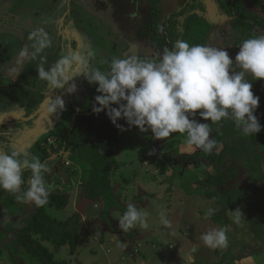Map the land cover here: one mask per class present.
Instances as JSON below:
<instances>
[{
    "label": "rangeland",
    "instance_id": "374dc122",
    "mask_svg": "<svg viewBox=\"0 0 264 264\" xmlns=\"http://www.w3.org/2000/svg\"><path fill=\"white\" fill-rule=\"evenodd\" d=\"M186 1L160 0L156 4L155 0H19L17 4L20 6L16 8L18 12L38 16L37 20L45 21L42 15L48 12L53 18L50 26L54 32L37 37L38 42L44 39L47 47L37 52L38 42H32L20 52L17 62L6 68L9 70L5 78L0 79V151L17 152L21 159L25 154L39 157L42 162L46 159L48 168L56 162L45 174V181L51 191L66 193L69 199L65 209L47 207V210L62 220L79 213L82 225L75 252L69 245L57 248L50 241L43 242L62 264H264V250L258 248L251 231V216L256 214L257 206L239 202L225 209L220 199L198 192L215 174L214 168L203 161L196 163L193 158L199 149L188 145L179 133L154 139L151 132L143 134L136 126L120 131L115 149L119 165L111 170V181L123 208L109 211L108 222L107 212L101 211L103 202L85 197L83 184L89 176V166L77 156L64 158L60 151V136L69 129L73 112H90L96 103L97 85L78 74L70 81L77 86L74 93L65 91L67 85L50 90L47 82L37 74L38 67L48 68L73 50L96 53L89 61V71H106L114 58L136 56L158 60L164 48L146 39L142 32L148 25L151 8L157 6L165 19L182 8ZM205 2L207 13L198 11L197 14L209 18L214 25L206 45L224 48L234 59L239 50L232 51L235 43L227 40L234 36L232 18L222 13L214 0ZM249 7L247 10L254 12ZM76 70L84 69L77 65ZM49 95L61 96L65 109L49 114ZM101 119L102 112L93 115L89 123L97 124ZM124 126L127 128L126 122ZM260 149L264 150V140ZM153 150L154 154L149 155ZM167 155L172 156L173 162ZM55 168H59L58 174H54ZM64 168L76 171L69 178ZM212 189L217 186L213 185ZM18 201L34 207V204ZM129 203L147 213L148 228L137 225L129 233L120 230L118 221ZM14 205L11 198L0 197V214L17 224L21 210ZM210 208L214 209V214L208 216ZM237 208L243 213L239 223L234 220L233 210ZM161 210L169 226L162 224ZM222 210L229 223L227 226L225 218L214 219ZM221 228L226 229L227 247L206 246L202 234ZM13 235L0 222V264H33L24 256L19 261L10 256L6 244ZM260 244L264 246V238ZM256 250L259 252L254 253Z\"/></svg>",
    "mask_w": 264,
    "mask_h": 264
},
{
    "label": "clouds",
    "instance_id": "9594fccd",
    "mask_svg": "<svg viewBox=\"0 0 264 264\" xmlns=\"http://www.w3.org/2000/svg\"><path fill=\"white\" fill-rule=\"evenodd\" d=\"M45 47L47 43L41 39L36 51ZM238 48L233 59L224 48L190 45L181 39L171 49L165 48L158 60L136 56L114 58L106 71H89V61L96 55L93 50H73L48 68L38 67L37 74L50 90L67 85V93L77 90L76 84L70 83L73 76L83 74L90 84L97 85L99 94L94 97L97 103L92 105L93 112L99 114L106 110L111 123L121 131L136 126L141 133L150 131L154 139L179 133L188 145L209 154L217 142L211 138L210 123L200 122L197 116L216 124L230 119L244 136L256 135L262 130L254 114L260 98L253 93L247 77L250 75L251 81L264 79V35L247 38ZM77 65L84 70L77 71ZM48 101L49 114L65 109L59 95L55 98L49 95ZM120 119L126 122L127 128L117 123ZM152 154L154 150L149 153ZM25 170H29L31 176L28 188L21 192ZM48 171L47 164L39 157L25 154L21 159L17 152L0 151V190L16 195L18 200L35 206L45 205L51 192L45 181ZM233 212L235 222L239 223L242 211L237 208ZM212 214L214 209H208L207 215ZM159 215L162 224L169 226L162 210ZM146 216L134 203H129L118 227L124 232L137 225L146 229ZM201 239L210 248L228 245L224 228L210 230L202 234Z\"/></svg>",
    "mask_w": 264,
    "mask_h": 264
},
{
    "label": "trees",
    "instance_id": "16d2710c",
    "mask_svg": "<svg viewBox=\"0 0 264 264\" xmlns=\"http://www.w3.org/2000/svg\"><path fill=\"white\" fill-rule=\"evenodd\" d=\"M155 2L158 4L160 0ZM259 2L258 12L254 13L247 10L248 6L242 0H218L222 11L232 18L234 36L228 38L229 42L235 43L232 51L239 50L238 46L243 40L264 35V0ZM199 8L205 11L203 1L193 0L164 19L159 8L153 6L148 25L142 29L144 37L164 49H171L174 43L181 39L190 45L207 44L212 26L204 15L200 17L197 14L196 10ZM247 79L252 83L253 93L260 98L254 114L258 117L262 130L256 135L244 136L230 119L216 124L203 121L197 116L200 122L210 123L211 138L216 140L217 145L209 154L198 150L193 159L196 163H209L215 172L206 184L201 185L198 192H203L208 198L220 199L225 203V209L235 207L239 202L257 206L256 214L251 216V231L258 242V248L264 250V246L260 244L264 238V150L260 149V143L264 140V79L251 81L250 75ZM93 115V112H73L69 129L60 136L61 148L70 155H76L81 162L89 166L90 173L83 184L85 197L90 201L101 200V211L107 212L106 218L110 222L109 211L123 208L111 181V170L119 165L115 149L121 130L111 123L106 110L102 111V119L97 124L89 123ZM117 123L124 125L125 121L120 119ZM171 157L167 155L173 162ZM75 171L71 168L64 169L69 178ZM30 176L29 170L23 172L24 183L21 185V192L28 188ZM213 185H216L217 189L213 190ZM0 197L11 198L15 201L14 207L21 210L17 224L0 214V222L5 230L14 231L13 239L6 246L16 261H19V254L33 264H62L55 259L44 241H50L57 248L69 245L72 252L76 251L82 227L81 215L75 213L62 220L53 217L47 210V207L65 209L68 194L51 191L45 205H34L33 208L18 201L16 195L7 191L0 190ZM224 218L227 219L224 210L214 217L216 221ZM227 224L228 220L224 222L225 226ZM256 252L259 250L254 251Z\"/></svg>",
    "mask_w": 264,
    "mask_h": 264
},
{
    "label": "crops",
    "instance_id": "0c3cea01",
    "mask_svg": "<svg viewBox=\"0 0 264 264\" xmlns=\"http://www.w3.org/2000/svg\"><path fill=\"white\" fill-rule=\"evenodd\" d=\"M17 4H20L19 0H0V79L5 78L9 70L6 68L17 62L20 52L32 45V42H38L37 37L42 38L54 32L50 26L53 18L48 12L42 15L45 21L37 20L38 16L18 12L16 8L20 6Z\"/></svg>",
    "mask_w": 264,
    "mask_h": 264
},
{
    "label": "flooded vegetation",
    "instance_id": "af4514ba",
    "mask_svg": "<svg viewBox=\"0 0 264 264\" xmlns=\"http://www.w3.org/2000/svg\"><path fill=\"white\" fill-rule=\"evenodd\" d=\"M191 1H193V0H188V1H186L185 3H184V5L186 4V3H190ZM198 2H200V1H203V3H204V5H205V11H202L201 10V8H199V9H197L196 10V12H198V11H200V12H203V14L204 13H207V5H206V0H197ZM215 1V3H216V5L218 6V9L219 10H221L222 11V9L220 8V6H219V3H218V0H214ZM244 3H245V5H247L248 7H249V10H253L254 11V13L256 12H258L257 11V8L258 7H260V5L259 4H257L256 2V4H254V2H253V0H242ZM255 1V0H254ZM259 1V0H258ZM249 3L251 4V5H249ZM253 3V4H252ZM183 5V6H184ZM181 9V8H180ZM179 10V9H178ZM222 13H224L223 11H222ZM225 14V13H224ZM226 16H228L227 14H226ZM208 21L210 22V20H209V18H208ZM210 24H211V22H210ZM211 26L213 27L214 25H212L211 24ZM210 34H211V31H209V36H208V42H207V44L209 43V40H210ZM147 39V38H146ZM149 40V39H148ZM227 40H228V38H227ZM85 112V111H84ZM92 112H93V110H91L90 112H87V113H89V114H92ZM94 113V112H93ZM94 115H95V113H94ZM60 151L64 154V158H68V157H73V156H76V155H70L68 152H65L62 148H60ZM78 158V157H77ZM46 161V160H45ZM44 161V162H45ZM54 163H56V162H52V164H51V168H49V171H50V169H53L54 168ZM48 165V164H47ZM49 167V166H48ZM56 169V171H55V173L54 174H58V169L57 168H55ZM54 169V170H55ZM64 169H67V168H64ZM46 174V173H45ZM6 231H9V232H13V234H14V231H12V230H7L6 229ZM13 237H14V235H13ZM13 239V238H12ZM22 249V248H21ZM1 252V251H0ZM2 255V252H1V254H0V256ZM11 256V255H10ZM12 257V256H11ZM18 257H19V260H20V257H22V255H19L18 254ZM14 260H16L15 258H13Z\"/></svg>",
    "mask_w": 264,
    "mask_h": 264
}]
</instances>
